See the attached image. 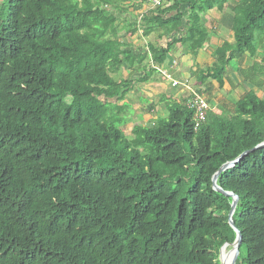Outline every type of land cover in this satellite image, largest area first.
<instances>
[{
	"label": "trees",
	"instance_id": "obj_1",
	"mask_svg": "<svg viewBox=\"0 0 264 264\" xmlns=\"http://www.w3.org/2000/svg\"><path fill=\"white\" fill-rule=\"evenodd\" d=\"M147 1L0 0V264H221L231 249L232 199L212 179L264 142V0H234L232 41L194 72L210 107L199 129L191 95L127 137L111 121L126 104L111 103L146 78L120 68L150 58L157 72L177 43L196 55L211 38L200 13L229 2L167 0L138 20ZM122 29L173 39L141 56ZM243 57L250 65L231 67ZM234 69L248 89L221 116L211 82L232 92ZM217 185L238 197L236 264H264V148Z\"/></svg>",
	"mask_w": 264,
	"mask_h": 264
},
{
	"label": "crops",
	"instance_id": "obj_2",
	"mask_svg": "<svg viewBox=\"0 0 264 264\" xmlns=\"http://www.w3.org/2000/svg\"><path fill=\"white\" fill-rule=\"evenodd\" d=\"M235 2L234 0H229L228 6L225 7L223 12L218 11L216 8L207 12V13H200L201 18V24L203 27L208 31V33L211 35L210 41L204 45V47L199 50V52L192 56L190 54H187V47H184L181 45V43H177L167 54L166 58L164 59V62L162 65H160V69L158 68L157 72H152L149 70L150 67L153 65L151 64V60L145 59L142 64H140L139 72H133L132 68L129 64L123 65V68H125L126 74L125 78H129V76L132 74L133 77L141 78L145 77L146 80L144 82H137L135 83L136 86H142L141 88H138L139 92H143L142 89H148L150 87H153L156 92L155 96H158V98H161L162 104L160 106H163L164 104V112L166 114H163V110L157 107L156 110L149 111V108L143 109L145 116L144 121L145 123L149 124L152 120H157L159 116H155L152 113H160L158 115H161V117H165L164 115L168 114V110L165 109V105L173 101L172 103L178 102L183 98H188L193 94H201L200 93V87L196 85V78L194 72L198 69L203 70L205 68L210 67L216 57L215 52L216 49L221 47L225 42H231L232 41V33L230 30L231 23H232V7L234 6ZM170 5L167 3V6ZM144 14L151 10L150 7H144L142 8ZM141 9V10H142ZM133 15V14H132ZM132 15L128 18V21L125 22H133ZM127 23V24H128ZM127 26V25H125ZM128 30L126 32L125 29H122L121 33V41L125 47V49H128L130 51H133L136 55H143L144 53H149L150 48H164L167 46V44L172 42L173 37L167 36L165 37L164 32L162 30H156L153 34L150 36L144 37L142 35L143 31L139 30L135 33H131ZM174 37H180V36H174ZM150 56V54H149ZM247 58L243 57L240 60L236 61V66L238 69H241L240 62H245ZM135 66V63H134ZM138 66V65H137ZM236 69V68H235ZM234 71L230 74V78L233 81L235 85L241 86L242 78L240 73L237 71ZM159 76L166 77V80L171 81L166 83V81L163 82ZM123 77V76H122ZM176 82L177 85L173 86L172 83ZM194 82V83H193ZM194 85H193V84ZM132 86L128 89V94L132 93V90L136 88ZM159 86V87H158ZM195 87V91L192 87ZM211 87L213 88L212 97L216 99V94L218 89V84L214 81L211 82ZM180 88V89H179ZM199 90V92H198ZM224 92H227V89H222ZM225 93V94H226ZM141 95V94H140ZM140 98H143L142 95ZM125 104V103H124ZM221 104L214 105L212 107L213 111H218L217 113L221 116H226L223 112L224 108L220 107ZM217 107V108H216ZM168 108V107H167ZM162 110V111H161ZM225 112V111H224ZM149 115V118H148ZM143 121V122H144ZM147 121V122H146ZM148 126V125H147ZM146 126V127H147ZM144 127V126H143Z\"/></svg>",
	"mask_w": 264,
	"mask_h": 264
},
{
	"label": "rangeland",
	"instance_id": "obj_3",
	"mask_svg": "<svg viewBox=\"0 0 264 264\" xmlns=\"http://www.w3.org/2000/svg\"><path fill=\"white\" fill-rule=\"evenodd\" d=\"M164 5H167V4L165 3ZM144 7H150V6L148 5V3H145L142 8H144ZM143 11H146V10H143L142 9V10H139V11L135 12V14L137 15V19L138 20L144 14ZM258 52H259V54L257 55L256 60L258 62H260L262 60L263 53H261V51H258ZM244 61L245 62H243V61L240 62L241 63L240 64V67H242V68L243 67H246L247 65H250V63H251L249 59H246ZM231 67L236 68L237 67L236 66V62H232L231 63ZM125 70L126 69L123 68V67L120 68V70H119V73L123 76V78L126 77V74H124L126 72ZM159 77H161L160 79L163 80V82L166 81V83H168L170 85L169 82H171V81L166 80V77H163V76H159ZM115 78L117 79L116 76H115ZM134 86H136L135 83L132 84V88ZM141 87L142 86H136V88H134L132 90V93L131 94H128V90L125 91L124 94H123V99L122 100H120L119 102H112L111 103V104H116L119 107L122 104H124V103L126 104V107L127 108L124 110L123 113H120V115L119 114H116V112H114V113L112 112V114H111V116H112L111 121L116 126H119L122 129L123 133L127 137H131L132 136V129H133L134 125L138 124V125H141V126L146 127L147 125H153L155 123V120L150 121L149 124L145 123V121H144L145 116L143 115L144 113H142L143 112V109L150 107L149 108V111H151L153 109L157 111V107H158V108H160V109L163 110V114H166L164 112V104L165 103L163 104V106H160L162 104L161 102H164V101H161V98H158V96H155L156 90L153 87H150V88H148L146 90L145 89H142L143 92H139L138 91V88H141ZM192 88L195 91V87L193 86ZM247 89H248V86L246 84H244V83H242L240 87H237V89L233 90L230 93L228 92V90H227L228 93H226L222 89H219V87H218V89L215 90V91H217V94H216V100L217 101L216 102H218V104H221L220 107H223L224 108V111H226V109H228V108L231 109L232 108L231 103H233L232 100L237 99L238 97H240L241 95H243L247 91ZM198 92H199V90H198ZM256 92H257V94L259 96H263V93L262 92L257 91V90H256ZM140 94L142 95L143 98H140V96H141ZM172 102L173 101L168 102L165 105V109H167V107L169 105H172L173 104ZM218 104H215V105H218ZM213 105H214V102H213ZM217 111H218V108H217ZM217 111H216V113H217ZM150 113L153 114V115H155V116H159V117L162 116V114L161 115H158V114H160L159 112L158 113H152V112H150ZM164 116H166V115H164ZM229 116L230 115H228V117ZM148 118H149V115H148ZM225 253H226V260L223 261L224 262L223 264H229L230 259H231L232 251H231V249L230 250L225 249Z\"/></svg>",
	"mask_w": 264,
	"mask_h": 264
},
{
	"label": "water",
	"instance_id": "obj_4",
	"mask_svg": "<svg viewBox=\"0 0 264 264\" xmlns=\"http://www.w3.org/2000/svg\"><path fill=\"white\" fill-rule=\"evenodd\" d=\"M264 148V142L261 143L260 145L256 146L252 151L249 152H245L243 153L238 159H236L233 162H229L225 165H223L219 171L214 175L213 179H212V184H213V189L219 193H222L223 195L230 197L232 199V204H231V211L228 215V224L229 226L233 229V231L236 234V238L234 243L231 245V251L233 252L232 255V259L230 264H236L238 257H239V247L241 245L242 242V236L241 233L239 232V230L235 227V224L233 222V214L235 212L237 203H238V197L237 195L230 193V192H224L218 185H217V180L220 176L221 173L225 172L226 170L232 168L233 166H235V164L241 160L242 158H244L245 156H247L249 153L258 150V149H262ZM229 246V244H225L222 246V248L220 249V254H219V259H220V263L223 264V260H222V255H223V251Z\"/></svg>",
	"mask_w": 264,
	"mask_h": 264
},
{
	"label": "built area",
	"instance_id": "obj_5",
	"mask_svg": "<svg viewBox=\"0 0 264 264\" xmlns=\"http://www.w3.org/2000/svg\"><path fill=\"white\" fill-rule=\"evenodd\" d=\"M166 1L167 0H148L147 3L152 10L163 6ZM172 85L176 86L177 84L173 82ZM193 96L194 97L186 103V106L194 112V129L197 130L206 121L210 107L203 98L198 96V94H193Z\"/></svg>",
	"mask_w": 264,
	"mask_h": 264
},
{
	"label": "bare ground",
	"instance_id": "obj_6",
	"mask_svg": "<svg viewBox=\"0 0 264 264\" xmlns=\"http://www.w3.org/2000/svg\"><path fill=\"white\" fill-rule=\"evenodd\" d=\"M232 255H233V252L231 254V259H232ZM231 259H230V262H231ZM222 260L225 261L226 260V253H225V250L223 251V255H222ZM229 262V264H230ZM224 263V262H223Z\"/></svg>",
	"mask_w": 264,
	"mask_h": 264
}]
</instances>
